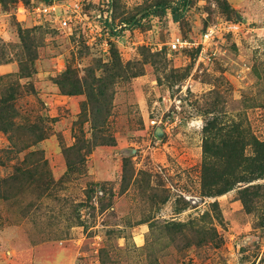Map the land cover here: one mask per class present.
<instances>
[{"label": "rangeland", "instance_id": "rangeland-1", "mask_svg": "<svg viewBox=\"0 0 264 264\" xmlns=\"http://www.w3.org/2000/svg\"><path fill=\"white\" fill-rule=\"evenodd\" d=\"M44 2L0 0V264H264V175L202 194L207 160L231 181L264 161V0H83L93 33ZM116 58L107 108L57 83L107 80ZM207 123L215 146L239 129L222 159Z\"/></svg>", "mask_w": 264, "mask_h": 264}, {"label": "trees", "instance_id": "trees-1", "mask_svg": "<svg viewBox=\"0 0 264 264\" xmlns=\"http://www.w3.org/2000/svg\"><path fill=\"white\" fill-rule=\"evenodd\" d=\"M44 3H51L53 0H44ZM157 8H162V11L165 12L167 9H171V12L173 13L174 17L177 16L178 14V8L177 7H170L166 4H162L159 5ZM113 30V29H112ZM116 64L114 65V69L113 71H118L115 72L112 77H110L107 80H101L99 78H95L94 76H92V80L90 83H85L82 84L81 81L78 80V77L76 75V73L73 70H67L65 73H63L61 75V79L57 81V83L60 85L61 90L64 94L66 95H80V94H86L88 99L91 101V103H95L97 106L103 105L104 107H108L111 102V96L108 95L109 93V89H110V85L111 83L117 78L119 77V69H121L123 67L121 60L119 58H116ZM142 72H135L133 73L131 76L132 77H137L138 75H141ZM14 96H11L10 99H13ZM6 105V102H5ZM5 105L1 104L0 105V124L2 125L1 129L5 130L4 128V122L1 120V116L4 114L5 111ZM96 106V107H97ZM12 108V107H11ZM99 109V108H98ZM100 116V115H97ZM105 114H102L101 118H104ZM107 116V115H106ZM100 118L99 123L96 121V117H95V129H100V132L102 133V120ZM99 125V126H98ZM98 126V128H97ZM216 129V134L219 135V132H217L218 127L215 126V123H207L204 127V132L206 134V139H205V146H204V153L206 158H213L215 160L218 159H222L224 157V155L219 154L218 151V147L220 145L225 144V142H228L231 140V132H237L239 131L238 128H234L231 131L229 130L228 132H226V138L225 140L227 141H223L222 144H219L215 146V144L212 142L211 143V137L210 134L213 132V130L215 131ZM103 137V135H96L97 140L101 139ZM98 140V141H99ZM113 141V140H112ZM109 141L105 140V138H103L102 140H100V145H106L108 144ZM217 147L215 148V151L213 150V147ZM253 160V159H252ZM209 164V165H208ZM259 166L257 167H252V170L250 171L251 173H253L252 178L248 177H242L241 180H239L240 178H238L237 176L234 178V181H231L228 178H232L233 175L235 174H228L225 175L226 172H224L223 174H220L219 171L216 168V164H210V162H208L206 165H204L203 167V192L202 194L206 197H216V196H220L223 195L229 191H231L239 182H250L255 180V176H263L264 175V161L262 162H258ZM68 166L70 169H73L74 164L70 161L68 162ZM212 171V174L210 175ZM240 195L243 197V201L247 204L246 201V195H247V191H242L240 192ZM213 206H217V204H213ZM204 233L203 230H200Z\"/></svg>", "mask_w": 264, "mask_h": 264}, {"label": "built area", "instance_id": "built-area-1", "mask_svg": "<svg viewBox=\"0 0 264 264\" xmlns=\"http://www.w3.org/2000/svg\"><path fill=\"white\" fill-rule=\"evenodd\" d=\"M83 0H53L51 3H42L41 5L34 8V11L39 17H49V20L58 27L59 30H69L72 29L73 23L84 24L90 29V33L95 30L92 22H88L87 15L83 13ZM20 11L25 13L26 9L20 7ZM23 15V20H24ZM102 15L99 13L96 15V19H101ZM126 26V25H125ZM216 28V27H215ZM209 28L208 32L204 35V44L213 39L216 29ZM95 40V39H94ZM105 45L109 47V41L106 39L104 41ZM190 47L189 43L183 41L181 38H176L170 43V48L172 51H179L180 49H185Z\"/></svg>", "mask_w": 264, "mask_h": 264}, {"label": "water", "instance_id": "water-1", "mask_svg": "<svg viewBox=\"0 0 264 264\" xmlns=\"http://www.w3.org/2000/svg\"><path fill=\"white\" fill-rule=\"evenodd\" d=\"M159 131V130H158Z\"/></svg>", "mask_w": 264, "mask_h": 264}]
</instances>
